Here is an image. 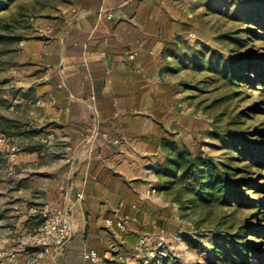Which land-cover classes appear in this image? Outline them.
<instances>
[{
	"label": "rangeland",
	"instance_id": "rangeland-1",
	"mask_svg": "<svg viewBox=\"0 0 264 264\" xmlns=\"http://www.w3.org/2000/svg\"><path fill=\"white\" fill-rule=\"evenodd\" d=\"M72 2L10 0L0 10V264H38L44 255L40 252H46L38 235L40 210L46 203L39 201L44 190L40 168L32 155L22 159L18 154L53 147L56 140L48 124L39 120L33 87L22 91L30 77L20 48ZM171 6L174 18L186 23L178 25V43L164 48L155 77L158 84L176 88L178 102L168 106L169 130L160 147L142 155L157 188L150 202L153 207H170L171 227L162 232L156 227L151 239L135 251V259L138 264H223L214 259V250L225 251L246 222L261 230L264 220L251 218L253 208L230 205L217 190L208 196L194 178L181 176V169L185 160L198 157V164L231 180L243 163L232 160L233 153L213 132L249 135L264 127V114L249 110L264 102V88L230 82L223 74L226 58L249 56L264 62V0H179ZM178 108L182 113H174ZM57 142L64 145L63 140ZM208 174L203 168L201 176ZM245 195L258 196L252 190ZM225 238L232 241L225 243ZM245 238L264 257V238L253 233ZM123 260L124 256L118 258L117 264ZM248 264L264 262L250 259Z\"/></svg>",
	"mask_w": 264,
	"mask_h": 264
},
{
	"label": "crops",
	"instance_id": "crops-1",
	"mask_svg": "<svg viewBox=\"0 0 264 264\" xmlns=\"http://www.w3.org/2000/svg\"><path fill=\"white\" fill-rule=\"evenodd\" d=\"M130 1L73 0L43 32L21 42L30 77L22 91L33 87L39 120L56 142L18 156L32 155L44 187L39 201L67 208L72 230L60 250L41 251L38 264H81L85 250L104 257L98 264H117L122 256V264H138L139 237L160 228L145 229L164 205L153 207L145 194L153 179L142 155L153 154L169 130L168 84H158L155 73L164 48L178 43L165 28L185 21L170 11L179 0ZM122 214L135 217L127 224L137 227L104 225Z\"/></svg>",
	"mask_w": 264,
	"mask_h": 264
},
{
	"label": "trees",
	"instance_id": "trees-1",
	"mask_svg": "<svg viewBox=\"0 0 264 264\" xmlns=\"http://www.w3.org/2000/svg\"><path fill=\"white\" fill-rule=\"evenodd\" d=\"M9 1L0 0V10ZM141 1L131 0L129 4L134 3L136 5ZM168 27L169 31L173 32L174 35L181 29V27H177L174 30L172 26ZM223 74L230 82H237V84H245L255 88L257 86L264 88V62L249 56L226 58L223 64ZM175 91L176 88L174 86L168 85L166 87L170 103L174 102L173 95ZM249 110L264 114V102L255 103ZM156 124L159 129L163 127L159 117L156 119ZM262 125H264V122H262ZM213 133L215 136L220 137L222 146L233 153L232 160L237 163H243L240 168L235 169L238 176L236 175L231 180H223L219 175L213 174L208 165H205V167L209 174L201 176L205 167L198 164V157H192L190 160L184 161L181 176L194 178L202 190L209 191L208 196L212 191L217 190L223 194L225 201L230 205H245L248 208H253L254 210L250 214L251 218L264 220V127L254 129L250 132L252 134L249 135L237 130H225L221 135L216 132ZM163 139L164 137L158 138L160 144ZM248 190H252L258 196L251 198L245 195V191ZM170 211V207L156 210L149 218L145 229L151 230L152 224L162 229H169L171 226L167 217L171 214ZM250 233L264 238V228L260 230V228H256L254 224L248 221L238 228L234 240H231L232 242L227 238L224 239L225 243H227L226 240L232 243L229 245L228 242L229 246L225 251L214 250V259L223 264H248L250 259H259L264 262V257L256 252L255 244L245 240L246 235ZM184 239L187 241V238ZM252 254L254 256H251Z\"/></svg>",
	"mask_w": 264,
	"mask_h": 264
},
{
	"label": "built area",
	"instance_id": "built-area-1",
	"mask_svg": "<svg viewBox=\"0 0 264 264\" xmlns=\"http://www.w3.org/2000/svg\"><path fill=\"white\" fill-rule=\"evenodd\" d=\"M110 16V15H109ZM192 35L191 33H189ZM129 59L135 57L132 52L128 55ZM115 142H117L115 140ZM157 193V188L152 181H148L145 187L146 196H153ZM76 197L82 199V192L77 193ZM43 219L42 225L39 228V241L45 247L60 250L72 237V230L69 222V212L65 207H52L45 203L40 210ZM136 220L128 214H122L114 219H106L104 221L107 227L115 226L120 231L126 229L127 223ZM161 230V229H160ZM162 232V230H161ZM161 238V236H159ZM151 239V234L142 235L139 237L137 247L142 248ZM104 259L93 250H85L82 255L81 264H98Z\"/></svg>",
	"mask_w": 264,
	"mask_h": 264
}]
</instances>
